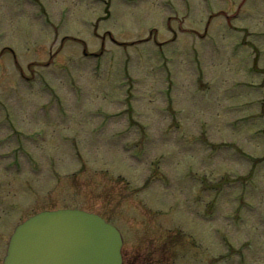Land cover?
Segmentation results:
<instances>
[{
  "label": "rangeland",
  "instance_id": "rangeland-1",
  "mask_svg": "<svg viewBox=\"0 0 264 264\" xmlns=\"http://www.w3.org/2000/svg\"><path fill=\"white\" fill-rule=\"evenodd\" d=\"M56 209L128 263L264 264V0H0V264Z\"/></svg>",
  "mask_w": 264,
  "mask_h": 264
},
{
  "label": "water",
  "instance_id": "water-1",
  "mask_svg": "<svg viewBox=\"0 0 264 264\" xmlns=\"http://www.w3.org/2000/svg\"><path fill=\"white\" fill-rule=\"evenodd\" d=\"M123 237L81 210L43 211L20 224L4 264H123Z\"/></svg>",
  "mask_w": 264,
  "mask_h": 264
},
{
  "label": "trees",
  "instance_id": "trees-1",
  "mask_svg": "<svg viewBox=\"0 0 264 264\" xmlns=\"http://www.w3.org/2000/svg\"><path fill=\"white\" fill-rule=\"evenodd\" d=\"M141 258H143V260ZM138 259H141V264H156V261L153 262V260H151L147 255L141 256L139 254H137L132 261H129V263L127 262L126 264H135V262H138Z\"/></svg>",
  "mask_w": 264,
  "mask_h": 264
}]
</instances>
